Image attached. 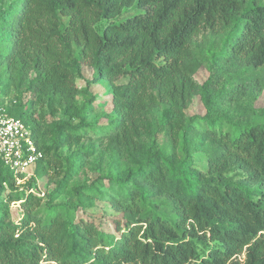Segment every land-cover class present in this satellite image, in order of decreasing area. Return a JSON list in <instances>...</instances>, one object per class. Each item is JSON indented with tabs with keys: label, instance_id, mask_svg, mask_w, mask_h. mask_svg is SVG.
Instances as JSON below:
<instances>
[{
	"label": "trees",
	"instance_id": "obj_1",
	"mask_svg": "<svg viewBox=\"0 0 264 264\" xmlns=\"http://www.w3.org/2000/svg\"><path fill=\"white\" fill-rule=\"evenodd\" d=\"M0 4V88L5 82H26L41 104H54L67 116L46 126L45 133L58 135L51 148L81 139L94 98H78L77 66L71 57L75 44L80 60L93 69L92 80L111 84L112 110L102 127L105 147L113 161L130 163L124 174L113 169L99 177L109 182L100 198L118 214L109 224L88 216L70 221L48 203L45 214L26 208L17 223L1 213L0 264H39L43 258L55 264H264V124L242 117L244 106L238 107L239 115L223 108L209 82H197L200 62L192 48L200 31H210L221 39L215 55L247 70L264 71V3ZM132 7L137 12L118 18ZM120 77L126 80L115 83ZM195 95L205 112L188 115L185 110ZM162 103L172 108L166 126L172 135L168 152L152 138V111ZM6 110L30 127L43 153L36 163L40 167L48 148L38 144L37 115ZM194 153L203 154L205 169L193 164ZM79 166L68 162L60 187ZM233 170L241 172L239 179L227 175ZM6 173L13 176L8 168ZM62 189L56 188L50 198ZM87 191L97 190L90 185ZM13 199L30 203L39 198L19 192Z\"/></svg>",
	"mask_w": 264,
	"mask_h": 264
},
{
	"label": "rangeland",
	"instance_id": "obj_2",
	"mask_svg": "<svg viewBox=\"0 0 264 264\" xmlns=\"http://www.w3.org/2000/svg\"><path fill=\"white\" fill-rule=\"evenodd\" d=\"M260 1L264 3V0ZM134 12H137L135 7L127 8L118 18H124ZM105 23L102 21L100 25L103 26ZM220 42L218 35L206 30L200 31L193 38L192 48L200 62V67L194 75L195 79L200 84L209 82L208 86L222 101L223 108L227 107L231 113L239 115L238 107L244 106L247 110L244 113L246 115L242 117L249 116L254 123L264 124V71L261 68L247 70L245 67L227 63L222 57L215 55L220 48ZM71 57L77 66L75 84L81 94L78 98H94L93 109L86 115L89 125L79 140H72L57 149L51 148L58 135L45 133L44 130L50 122L65 120L67 116L54 104H41L27 89L26 82L20 84L5 82L2 89L0 88V96L2 95L1 99L6 107H12L14 110L25 109L27 113L34 112L37 115L41 126L38 144L48 148L44 151L40 167L35 164L20 174L13 173V176L6 173L7 167H0V214H8L6 218L10 222L17 223L26 208L32 213L45 214L47 203L57 205L62 215L70 221L88 216L109 224L112 222L111 218L117 214L115 209L99 196L100 192L106 193L109 190V182L99 180V177L113 169L124 174L125 168L130 165L129 161L121 163L113 161L102 136V127L106 125L108 114L112 110L111 84L104 79L92 80L93 69L80 60L79 47L75 44L71 45ZM123 80L126 78L120 77L115 83ZM171 109L162 103L153 109L151 115L152 138L160 149L167 152L172 149L170 144L172 135L166 129ZM185 111L188 115L204 114L205 108L200 97L193 96ZM227 125L225 121L221 122L224 130ZM68 162H77L80 165L78 173L68 180L64 187H60ZM193 164L205 169L203 154L194 153ZM227 175L237 180L241 177V172L233 170ZM90 185L97 191H87ZM56 188L63 189L59 195L50 198V194H53ZM19 192L36 195L39 199L22 203V200L13 199ZM116 216L118 217V214ZM238 258L242 260L244 253ZM43 259L39 264H55Z\"/></svg>",
	"mask_w": 264,
	"mask_h": 264
},
{
	"label": "built area",
	"instance_id": "obj_3",
	"mask_svg": "<svg viewBox=\"0 0 264 264\" xmlns=\"http://www.w3.org/2000/svg\"><path fill=\"white\" fill-rule=\"evenodd\" d=\"M42 156L30 127L21 118L10 115L0 103V163L14 174H20Z\"/></svg>",
	"mask_w": 264,
	"mask_h": 264
}]
</instances>
